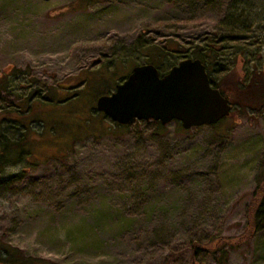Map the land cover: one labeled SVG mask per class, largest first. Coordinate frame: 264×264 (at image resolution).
Segmentation results:
<instances>
[{"label": "rangeland", "instance_id": "obj_1", "mask_svg": "<svg viewBox=\"0 0 264 264\" xmlns=\"http://www.w3.org/2000/svg\"><path fill=\"white\" fill-rule=\"evenodd\" d=\"M229 12L244 15L245 32L208 70L226 90L264 80V0H0V110L38 109L35 158L0 169L2 244L37 264H264V228L246 235L264 179V105L235 103L186 130L178 120L118 127L95 107L133 65L164 73L192 57ZM1 127L9 138L24 129ZM193 240L210 249L193 252Z\"/></svg>", "mask_w": 264, "mask_h": 264}, {"label": "water", "instance_id": "obj_2", "mask_svg": "<svg viewBox=\"0 0 264 264\" xmlns=\"http://www.w3.org/2000/svg\"><path fill=\"white\" fill-rule=\"evenodd\" d=\"M95 107L115 122L178 120L183 128L214 124L227 116L231 103L211 84L198 57H184L161 75L152 63H137L109 93L97 96Z\"/></svg>", "mask_w": 264, "mask_h": 264}, {"label": "trees", "instance_id": "obj_3", "mask_svg": "<svg viewBox=\"0 0 264 264\" xmlns=\"http://www.w3.org/2000/svg\"><path fill=\"white\" fill-rule=\"evenodd\" d=\"M92 1L94 0H80L81 3H90ZM245 21L246 19H244V15L241 12L235 14L229 12L218 19L217 31L213 33L212 36L206 38V44L201 45L196 43L191 47L187 56L200 58L205 64V68L208 72L211 68L212 56L215 55L214 53L217 52L218 49H222L229 42L236 45L239 44L243 37V32H245V30L241 28ZM144 45L148 47L147 49L149 51H151L150 47H152V44L146 42ZM260 77L261 76L257 74L248 81H231V86L227 90L224 87V81L219 83L218 80H212L210 77L209 79L213 86L218 87L221 93L229 98L231 106L237 103L241 106L258 107L264 105V80ZM34 110L37 111L38 109L32 105L29 100H27V106L24 109H21V107H15L13 109L0 110V169L8 163H17L22 159H29L32 161L30 157L35 158L32 153L33 136L31 135V127L29 125L31 121L30 118L34 115H32V113L35 112ZM12 113L17 117L11 116ZM5 114H10V116H6ZM230 114L231 111L223 118L230 116ZM34 118L32 120H34ZM7 119L17 120L22 126H24L22 134L17 138H9L2 132V121ZM157 123L160 127H163L162 123L159 121H157ZM127 125L128 124H120L116 122V126L118 127H125ZM186 129L187 128H183V130ZM11 177H15V175ZM247 219L249 220L250 225L246 234L247 236H250L252 232L253 234L256 233L260 229V226L264 228V179H262V181H260V183L253 189L251 207ZM228 245L230 244L228 243ZM191 248L193 249V252L207 248L208 250L210 249L207 244L204 242H198L197 240L191 241ZM210 250L217 263L222 262L226 258V249L223 247V238H218ZM0 264H37V262L31 257H24L17 249L11 248L0 242Z\"/></svg>", "mask_w": 264, "mask_h": 264}, {"label": "flooded vegetation", "instance_id": "obj_4", "mask_svg": "<svg viewBox=\"0 0 264 264\" xmlns=\"http://www.w3.org/2000/svg\"><path fill=\"white\" fill-rule=\"evenodd\" d=\"M146 63H151V62H146ZM177 63V62H176ZM166 72V71H165ZM159 74L161 75L162 73L159 72Z\"/></svg>", "mask_w": 264, "mask_h": 264}]
</instances>
